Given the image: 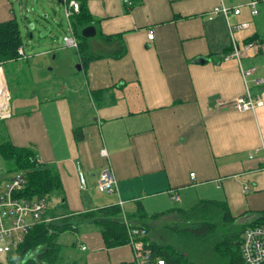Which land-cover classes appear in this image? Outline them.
<instances>
[{
  "label": "crops",
  "instance_id": "crops-1",
  "mask_svg": "<svg viewBox=\"0 0 264 264\" xmlns=\"http://www.w3.org/2000/svg\"><path fill=\"white\" fill-rule=\"evenodd\" d=\"M133 2L87 0L103 34H122L127 51L120 58L84 64L62 46L37 52L30 66L23 44L28 58L0 66L8 80L11 65L19 94L16 103L9 83L10 99L1 92V109L10 100L7 135L58 170L70 211L118 203L127 218L142 208L155 240L156 226L202 199L223 200L238 222H254L264 211V104L240 109L234 102L247 93L264 101V0ZM221 4L241 11L211 13ZM15 17L12 0H0V22ZM46 52H55L47 76ZM106 165L118 181L112 192L97 187ZM70 233L65 244H77L67 260L135 264L130 243L107 247L92 224Z\"/></svg>",
  "mask_w": 264,
  "mask_h": 264
},
{
  "label": "trees",
  "instance_id": "trees-1",
  "mask_svg": "<svg viewBox=\"0 0 264 264\" xmlns=\"http://www.w3.org/2000/svg\"><path fill=\"white\" fill-rule=\"evenodd\" d=\"M77 1L79 10L72 12L70 24L80 40L77 51L84 64L93 59L120 58L125 55L127 48L122 34H103L99 29V20L89 10L87 0ZM131 1L130 4L124 3L133 6L134 2ZM89 25H95L97 29V46H93L92 37L82 34L83 29ZM21 47L23 36L18 19L15 17L1 21L0 66L8 60L22 58L19 51ZM3 86L7 91L5 81ZM1 123L5 138L1 139L0 136V152L6 170L23 171L27 179L26 187L20 195L28 198L57 196L61 199L55 205L50 204L48 210V214L59 218L34 226L13 254H9L0 264H77L66 257L67 248L75 247L77 242L66 245L61 243L60 237L65 232L79 234L86 224H92L101 231L107 247L128 244L131 242L130 228H145L147 233L143 238L146 246L153 250L152 264L156 263L154 260L157 257L164 264H243L241 239L244 230L251 225L264 224V211L254 222L245 224L238 222L237 217L231 214L227 202L202 199L190 209L177 210L176 223L164 225L176 236V240L173 243H160L151 237L147 221L149 215L142 208L128 213L127 218L122 217V208L118 203L84 211H70L66 208V195L58 170L42 162L33 147L15 145L6 133L4 121ZM75 134L81 138L79 129H76Z\"/></svg>",
  "mask_w": 264,
  "mask_h": 264
},
{
  "label": "built area",
  "instance_id": "built-area-1",
  "mask_svg": "<svg viewBox=\"0 0 264 264\" xmlns=\"http://www.w3.org/2000/svg\"><path fill=\"white\" fill-rule=\"evenodd\" d=\"M125 3H131V0H123ZM66 5V16L70 19L73 11L79 10V2L77 0H70ZM252 13H257L255 1L251 2ZM239 14L241 9L236 7L231 9L226 4L217 5L211 13H223L226 16L231 12ZM244 22L236 24L235 28L247 26ZM69 34L64 35L65 47H70L78 50L80 45L79 38L74 34L71 24L69 22ZM149 39H153L154 33L150 32ZM253 43H249L246 49L251 48ZM23 58H28L29 55L24 51L23 47L19 49ZM237 56H241L240 50L236 52ZM253 68V67H252ZM249 68V70H252ZM261 81V80H260ZM263 100L255 101L250 93L239 96L234 105L240 109H254L262 106ZM9 115V112L4 113V117ZM195 173H191L194 176ZM82 178V176H81ZM26 176L23 171H18L10 179L3 181L0 184V253H10L16 250L24 241L28 232L40 222H51L59 216L48 214L50 201L47 197L28 198L20 195V192L26 187ZM117 178L115 173L109 165L103 168L100 180L97 187L101 191H115L118 189ZM173 199H177L178 195L174 193ZM122 204V201H121ZM146 229L139 226H134L129 229L131 238V245L135 251V264H152L154 257L153 250L146 246L144 236ZM241 250L243 264H264V224L259 223L248 226L243 234L241 240ZM155 264H164L161 258L156 260Z\"/></svg>",
  "mask_w": 264,
  "mask_h": 264
},
{
  "label": "rangeland",
  "instance_id": "rangeland-1",
  "mask_svg": "<svg viewBox=\"0 0 264 264\" xmlns=\"http://www.w3.org/2000/svg\"><path fill=\"white\" fill-rule=\"evenodd\" d=\"M14 5V12L18 18L19 26L21 29V33L23 36V44L30 52L31 58H29V64L30 66L33 65L34 62L38 61V59L35 58V55L37 52H43L44 50H59L64 47V35L69 34V19L66 16V5L67 3H61L58 0H12ZM32 25L33 28L31 27ZM48 28H50V31H48ZM32 33V37L30 36ZM60 46V47H59ZM67 48V52L71 53L75 59H77L78 51L74 48ZM76 50V51H75ZM47 53V52H46ZM55 52L47 53L46 55L40 57L41 62L43 63L42 66V72L47 76L50 75V67L53 66V55ZM74 53V54H73ZM38 57V56H37ZM43 59L50 60L51 62L46 63L43 62ZM28 60V59H27ZM26 64L27 62H23ZM8 70V80L5 73L3 74L2 71H0V79H1V89L3 91V94L5 93L4 97L8 98L9 93V99H10V92H9V84L13 87V94H14V101L18 103V97L17 90V79L14 72L12 71L11 65H7ZM25 74L28 75V71L24 70ZM2 77L5 80L7 91L3 89V81ZM6 76V77H5ZM32 78V76H31ZM25 80H29L28 76L27 78L24 77ZM9 83V84H8ZM46 83V81H45ZM1 95V94H0ZM8 99V105L9 100ZM8 105L5 109H1L0 107V136L1 139L5 138L4 128L3 124L1 123L4 117V113L8 110ZM5 107V105L3 104ZM17 171H11L8 172L6 170L5 162L3 159V156L0 152V184L3 181H6L10 179L14 174H16ZM49 198L50 204L55 205V196L53 198ZM176 206H178V203H176ZM176 223V220L170 219L168 222H165V224H174ZM162 225L156 226L154 228V234L157 235V241L160 243H173L174 240H176V236L168 229L165 228L163 223ZM173 234V235H172ZM71 233L66 232L61 235L60 241L61 243H66L69 240H72ZM69 244V243H68ZM67 245V244H66ZM14 251L10 253H0V262H4L6 258L9 256V254H13Z\"/></svg>",
  "mask_w": 264,
  "mask_h": 264
},
{
  "label": "water",
  "instance_id": "water-1",
  "mask_svg": "<svg viewBox=\"0 0 264 264\" xmlns=\"http://www.w3.org/2000/svg\"><path fill=\"white\" fill-rule=\"evenodd\" d=\"M58 1L64 3V0H58ZM33 26L34 25H32L31 27L33 28ZM48 31H50V28H48ZM82 34L86 37H93L97 34V29L95 25H89L83 29ZM30 36L32 37V33ZM199 60H203L202 57H199Z\"/></svg>",
  "mask_w": 264,
  "mask_h": 264
},
{
  "label": "bare ground",
  "instance_id": "bare-ground-1",
  "mask_svg": "<svg viewBox=\"0 0 264 264\" xmlns=\"http://www.w3.org/2000/svg\"><path fill=\"white\" fill-rule=\"evenodd\" d=\"M74 31V30H73ZM86 37V36H85ZM24 49V48H23ZM1 91H2V89H1V79H0V94H1ZM252 226V225H251ZM242 240V239H241ZM130 244H131V242H130Z\"/></svg>",
  "mask_w": 264,
  "mask_h": 264
}]
</instances>
